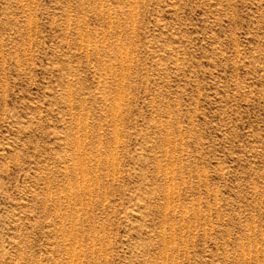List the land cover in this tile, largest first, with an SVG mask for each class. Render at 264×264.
Segmentation results:
<instances>
[{"label":"rangeland","instance_id":"rangeland-1","mask_svg":"<svg viewBox=\"0 0 264 264\" xmlns=\"http://www.w3.org/2000/svg\"><path fill=\"white\" fill-rule=\"evenodd\" d=\"M0 264H264V0H0Z\"/></svg>","mask_w":264,"mask_h":264}]
</instances>
